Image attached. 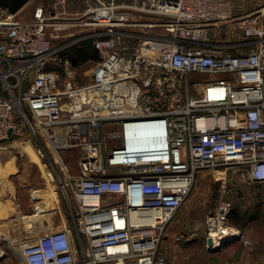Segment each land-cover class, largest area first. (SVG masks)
Here are the masks:
<instances>
[{"label": "built area", "instance_id": "built-area-1", "mask_svg": "<svg viewBox=\"0 0 264 264\" xmlns=\"http://www.w3.org/2000/svg\"><path fill=\"white\" fill-rule=\"evenodd\" d=\"M70 2L36 4L31 20L0 6V142L20 121L43 139L71 218L20 242L0 229L17 264H169L164 232L202 169L218 184L206 248L249 244L229 214L245 186L264 185V0ZM75 25L89 33L54 44ZM84 39L98 60L80 84L61 52ZM145 129L152 149H132Z\"/></svg>", "mask_w": 264, "mask_h": 264}, {"label": "rangeland", "instance_id": "rangeland-1", "mask_svg": "<svg viewBox=\"0 0 264 264\" xmlns=\"http://www.w3.org/2000/svg\"><path fill=\"white\" fill-rule=\"evenodd\" d=\"M38 1L47 10L51 9V0H31L21 8L18 13L19 17L17 16V18L21 20L26 18L32 19L31 13L35 6L34 4ZM81 8L82 5L79 0H72V2L63 7L68 13L78 12ZM157 29L155 28V30ZM65 33H71V35L54 40V44H58L60 40L72 42L78 36L86 35L89 31L85 30L82 26L75 25L67 28ZM96 62L97 60L88 58L78 67L74 68L77 83L83 84L89 81L90 72ZM53 66L61 68V61H55ZM20 123L24 128L21 134L0 142V153L12 145L16 147V152L11 154V156L2 153L3 160L8 163L11 170L1 172L0 174V201L3 202V206L1 207H3L10 218L13 217V211H8V207L23 203H30L34 208V212L37 210L35 214L41 213L44 214V217L48 213V208L59 210L56 214H52L50 218L46 216L42 219L41 223L43 227H39V224L35 222L31 228L26 229L24 227L25 223H21L17 216L16 219L19 222L10 221L13 225L12 233L26 237L46 231L48 226H51L52 219L56 221L59 218V214L64 212L67 204L58 188L57 182L51 181V173L44 166V164L47 165L48 160H55L50 153L49 147L41 138L38 140L39 144L36 138L26 129L24 123L21 121ZM117 142L120 143L119 141ZM112 143L114 144L115 141H112ZM40 145L43 147L44 152ZM18 158L22 160L21 165L18 169H15L12 167L11 160ZM77 158V152H70L61 156L62 160H66L69 163L77 160ZM55 165L57 168L58 164L55 163ZM217 190L218 184L210 170L202 169L197 172L193 186L183 206L169 223L170 225L166 227L163 235V246L165 247L169 264L210 263L211 260L207 256L208 251L203 247L205 234L202 220L205 214L214 207ZM50 193H55L58 199H52V194ZM234 206L242 216V228L246 238L249 240V244L234 240L239 243L235 245L234 250L230 251V254L264 252V185L252 184L245 186L242 189V198L235 201ZM254 214H258V216L253 217ZM33 215L34 213L29 217H22L30 219ZM177 237L180 241L176 240ZM1 247L0 249L7 254L6 259L1 264H17L18 258L15 251L10 249L6 244H1Z\"/></svg>", "mask_w": 264, "mask_h": 264}, {"label": "crops", "instance_id": "crops-1", "mask_svg": "<svg viewBox=\"0 0 264 264\" xmlns=\"http://www.w3.org/2000/svg\"><path fill=\"white\" fill-rule=\"evenodd\" d=\"M36 4H42V3H40L38 1V2H36ZM36 4H34V5H36ZM19 11L17 12L16 17L18 16ZM32 12H33V10H32ZM31 15H32V13H31ZM22 20H31V19L26 18V19H22ZM62 161L66 162L68 164L70 171L72 173L77 172V160L73 161L72 163L71 162L69 163L66 160H62ZM0 189H1V186H0ZM1 206H3L2 201H0V229H1V231L11 241L20 242L24 237L22 235L12 233L13 225H12V222H10V221H18L16 219V216H17L19 218V221H21V223H25L23 221V218H21V217L22 216L29 217L33 213L35 214L37 212V210H36V212H34V208L30 203H23V204H18L17 206H10V207H8V211H10V212L13 211V215H12L13 217L10 218V217H8L7 212ZM66 207L64 209V212L59 214V218H57L56 221H55V219H52L51 226L50 227L48 226V229H50V228H53V229L54 228H61L63 226H70V223H71L70 211H69V208L68 207L66 208ZM47 212L48 213L45 215V217L47 216L50 218L52 216V214H56L57 212H59V210L56 208H53V209L48 208ZM35 222H37V221H35ZM35 222H32V223H35ZM169 225L170 224H168V226ZM24 227H25V224H24ZM26 229H28V228H26ZM237 243H239V242L230 241V242H227L226 244H224L223 246H221L219 250L209 251L206 248L207 242L204 238L203 247L206 251H208L207 256L211 260L209 264H264V252L251 253V254L241 252V253H235V254L231 255L230 251L234 250V247ZM1 244L7 245L6 241H4V240H0V248H2ZM0 250H1L0 251V264H1L6 259L7 254L2 249H0Z\"/></svg>", "mask_w": 264, "mask_h": 264}, {"label": "bare ground", "instance_id": "bare-ground-1", "mask_svg": "<svg viewBox=\"0 0 264 264\" xmlns=\"http://www.w3.org/2000/svg\"><path fill=\"white\" fill-rule=\"evenodd\" d=\"M130 135H131L130 136L131 138L129 139V146L132 149H136V150H151L152 149L154 137H153V134L151 133L150 130L145 129V130H140V131H136V132L134 131L133 135L132 134H130ZM14 152H16V147L14 145H12V146L6 148L5 150L1 151V153H0V174H1V172H8L11 170V167L8 165V163L5 162V160H3L2 153L4 155L11 156V154H13ZM21 161L22 160L20 158L15 159V160H11L12 167H14L15 169H18L21 165ZM50 194H52V193H50ZM56 198H57V196L55 195V193H53L52 199H56ZM21 218H23V217H21ZM42 219H44V214H41V213L40 214L39 213L34 214L30 219L23 218V221L25 222V228H31L33 226L32 222H35V221H37V223L39 224V227H43V225L41 223ZM25 231H26V229H25Z\"/></svg>", "mask_w": 264, "mask_h": 264}, {"label": "trees", "instance_id": "trees-1", "mask_svg": "<svg viewBox=\"0 0 264 264\" xmlns=\"http://www.w3.org/2000/svg\"><path fill=\"white\" fill-rule=\"evenodd\" d=\"M61 56L68 58L74 68L78 67L83 61L88 58H92L95 61L98 60V54L96 50L92 47L91 41L89 39H84L68 46L61 52ZM57 69L59 70L60 67ZM257 216L258 214H254L253 217ZM229 222L230 224L243 230L242 216L235 206L232 208L229 214Z\"/></svg>", "mask_w": 264, "mask_h": 264}, {"label": "water", "instance_id": "water-1", "mask_svg": "<svg viewBox=\"0 0 264 264\" xmlns=\"http://www.w3.org/2000/svg\"><path fill=\"white\" fill-rule=\"evenodd\" d=\"M28 0H0V6L5 8L10 13H17L23 6L27 4ZM208 245H211V240H206ZM221 247V246H220ZM220 247L209 248V251L219 250Z\"/></svg>", "mask_w": 264, "mask_h": 264}]
</instances>
